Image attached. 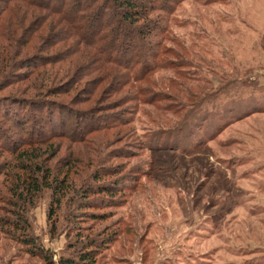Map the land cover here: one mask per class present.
Returning <instances> with one entry per match:
<instances>
[{
	"label": "rangeland",
	"instance_id": "1",
	"mask_svg": "<svg viewBox=\"0 0 264 264\" xmlns=\"http://www.w3.org/2000/svg\"><path fill=\"white\" fill-rule=\"evenodd\" d=\"M176 9L173 36L223 57L222 70L243 82L215 92L217 76L201 81L202 72L169 57L170 68L136 85L172 115L97 80L105 74H90L95 61L81 63L80 51L37 33L20 54L6 42L14 54L0 65V264L80 263L83 252L91 264H264V112L222 129L223 111L242 115L264 98V0H182ZM97 26L83 30L91 36ZM45 70L59 75L40 92L39 81L29 84ZM171 70L180 77L165 87L158 79ZM85 113L99 125L127 123L87 133ZM28 150L68 186L58 206L53 188L31 201L19 188ZM81 187L94 190L82 205Z\"/></svg>",
	"mask_w": 264,
	"mask_h": 264
},
{
	"label": "trees",
	"instance_id": "2",
	"mask_svg": "<svg viewBox=\"0 0 264 264\" xmlns=\"http://www.w3.org/2000/svg\"><path fill=\"white\" fill-rule=\"evenodd\" d=\"M181 1L0 0V65L2 66L3 63L6 65V59L13 55V52L22 53L24 45L33 47L31 45L33 44L32 40L37 33L43 35V38L38 36L41 42L49 40V46L58 45V50L62 46H68L64 51L82 52L78 56L81 63L90 60L95 61L90 67L89 73L98 75L102 71V74L105 75L97 78V80L115 84L117 86L115 92L119 93L125 90L126 99L136 103H146L152 106L155 111H164V113L172 115L168 105L158 104L153 101L152 97H142L145 90L136 85L143 81L148 73L157 66L160 65L161 68L165 69L170 68L172 61L169 57L178 60L180 63L184 62V66H190L202 72V75L199 73L201 81H203L205 73L217 76L219 84L215 88V92L225 93L232 85L235 86L243 82L239 71L232 70L227 73L225 69L222 70L221 64H229V62H224L223 57L208 54L207 49L203 46H193V40L189 38L186 40L184 38L179 39L180 35L178 34L173 36L171 24H175V15L178 11L176 8ZM94 23H98V28L90 36L83 28L92 27ZM17 31L21 33L20 36L15 35ZM39 31L40 33H38ZM201 34L206 45V34ZM6 42L8 45H14L13 52H10L9 48H5ZM183 43L186 47H183ZM17 46H21V49L17 50ZM62 58L65 60V57ZM46 62L47 59L44 63ZM107 66L110 67L109 72H106ZM36 67L41 68L43 65H40L39 61V66ZM170 74L171 79L169 75L166 78L163 76L164 79H158V81L166 84L165 87H170L173 84V79L177 80L180 77L178 74H172V70ZM58 75V71L54 70L40 71L39 75L29 85L34 88L35 81H39L36 87L40 92H43L52 81L58 78ZM160 86L159 84L156 87L161 88ZM131 90L134 93L129 94ZM232 108L228 109L226 115L223 111L224 122L222 127L225 124L226 126L221 127L222 129L235 125V123L251 115L264 112V98L260 103L254 102L253 109H243L245 114L242 115L239 112L241 110L239 107L233 106ZM63 110L61 109L60 113ZM94 115L93 113H85V122L89 124L85 130L87 133L105 126L107 127L105 129H108L117 127V125L124 126L127 123V120L123 119L115 125L106 124V122L99 125ZM157 118L167 120L165 116ZM157 118L154 119L157 121ZM99 126L101 128H97ZM244 134L241 132L240 135ZM35 159L36 156L30 150H28V160L21 158L17 166L21 171L28 172V176H26L25 182L21 177H17L18 186L23 188L22 193L28 195V200L32 199L43 187L53 188V203L58 206L61 196L65 195L68 186L65 182L52 176V167L47 166L44 162H37ZM68 173L69 170L65 176ZM70 184L74 185L72 181ZM81 190L82 187L77 191L76 196L82 205L87 202V196L83 193L94 190L91 188H87L85 192ZM16 192L17 190L14 191V193ZM16 196L23 197V194H16ZM53 213L54 210L50 212V214ZM28 244L31 243L28 241ZM79 258L80 263L73 259L61 258L58 264H91L89 252H83ZM43 259L46 260L44 257Z\"/></svg>",
	"mask_w": 264,
	"mask_h": 264
},
{
	"label": "crops",
	"instance_id": "3",
	"mask_svg": "<svg viewBox=\"0 0 264 264\" xmlns=\"http://www.w3.org/2000/svg\"><path fill=\"white\" fill-rule=\"evenodd\" d=\"M258 258L264 259V255L258 256ZM257 264H261V263H257Z\"/></svg>",
	"mask_w": 264,
	"mask_h": 264
}]
</instances>
